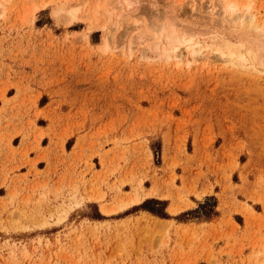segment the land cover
Here are the masks:
<instances>
[{
    "label": "rangeland",
    "instance_id": "rangeland-1",
    "mask_svg": "<svg viewBox=\"0 0 264 264\" xmlns=\"http://www.w3.org/2000/svg\"><path fill=\"white\" fill-rule=\"evenodd\" d=\"M228 1L0 0V264H264V50L220 56L264 0Z\"/></svg>",
    "mask_w": 264,
    "mask_h": 264
},
{
    "label": "bare ground",
    "instance_id": "bare-ground-1",
    "mask_svg": "<svg viewBox=\"0 0 264 264\" xmlns=\"http://www.w3.org/2000/svg\"><path fill=\"white\" fill-rule=\"evenodd\" d=\"M125 1V4L126 5H131L132 1L133 0H124ZM224 4L225 5V11H228V12H235L238 10V4L234 1H228V0H221V4ZM247 7H249V4H246ZM238 12V11H237ZM236 18H239L242 25L244 26L245 24L249 23V25H251L252 27H254L253 29L254 30H259L257 31V35L258 36H264V30H261L259 25L256 24L255 22V16L251 13H237L236 15ZM250 26V27H251ZM174 24L172 26V31L171 33L169 34V38L171 40V43H175L177 41L180 40L179 38V33L175 30L174 28ZM259 28V29H258ZM186 33H183V36H185ZM140 36V35H138ZM133 43L134 41L131 42V45L133 47ZM135 44V43H134ZM176 46H178V44H175ZM175 46V47H176ZM175 47L170 49L169 48H166L165 49V52L167 53V55H169L170 57H178L179 55V51H176L175 50ZM191 50H192V59L197 61L199 60L197 57H199L197 55L198 51L197 49L195 48L194 44H191ZM221 54L220 56L223 57L222 59L225 60V61H228L229 59L232 60V58H238L240 59L241 61H248L250 58L252 59H256L258 57V52H261L262 50H264V41L263 40H258L257 42V47L254 48L253 46H250V47H247V46H240V49L237 50V55H235V52H225L223 49H221Z\"/></svg>",
    "mask_w": 264,
    "mask_h": 264
},
{
    "label": "trees",
    "instance_id": "trees-1",
    "mask_svg": "<svg viewBox=\"0 0 264 264\" xmlns=\"http://www.w3.org/2000/svg\"><path fill=\"white\" fill-rule=\"evenodd\" d=\"M209 199L213 200L212 204H209L208 202L201 203L198 208L195 210H190L187 212H184L185 215L187 214H195L194 217L201 218L204 216L207 219L212 218L213 216L217 215L216 206H217V200L214 197H210ZM208 199V200H209ZM134 210H147L154 215L160 216L162 218H168L169 215L165 211L166 209V201L164 200H158L155 198H149L146 199L143 203L140 205H136L133 207ZM97 218H102L101 214L96 215Z\"/></svg>",
    "mask_w": 264,
    "mask_h": 264
},
{
    "label": "crops",
    "instance_id": "crops-1",
    "mask_svg": "<svg viewBox=\"0 0 264 264\" xmlns=\"http://www.w3.org/2000/svg\"><path fill=\"white\" fill-rule=\"evenodd\" d=\"M5 72H7V69H4V74H3V76H5ZM19 75H20V70H19ZM1 76H2V75H1ZM13 88H14V92H16V88H15V87H13ZM15 94H16V93H14L13 95H11L10 98L13 97ZM159 199H164V198H159ZM199 199H202V198H199ZM191 200H192V199H191ZM218 200H219V204L223 203L221 198H218ZM192 202L196 203V201H194V200H192Z\"/></svg>",
    "mask_w": 264,
    "mask_h": 264
}]
</instances>
